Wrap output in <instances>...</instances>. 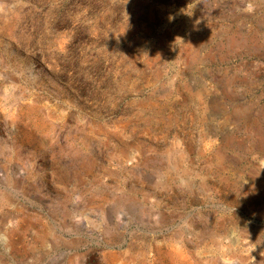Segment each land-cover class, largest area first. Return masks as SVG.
Returning <instances> with one entry per match:
<instances>
[{
  "label": "rangeland",
  "instance_id": "1",
  "mask_svg": "<svg viewBox=\"0 0 264 264\" xmlns=\"http://www.w3.org/2000/svg\"><path fill=\"white\" fill-rule=\"evenodd\" d=\"M0 264H264V0H0Z\"/></svg>",
  "mask_w": 264,
  "mask_h": 264
}]
</instances>
